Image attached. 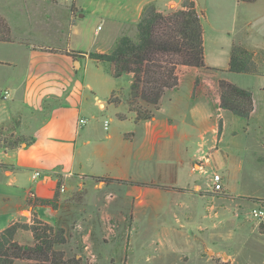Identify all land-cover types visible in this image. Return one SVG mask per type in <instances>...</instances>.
<instances>
[{"label": "crops", "instance_id": "obj_1", "mask_svg": "<svg viewBox=\"0 0 264 264\" xmlns=\"http://www.w3.org/2000/svg\"><path fill=\"white\" fill-rule=\"evenodd\" d=\"M23 1L22 27L0 10L12 33L11 41H0V90L8 91L6 97L0 91L8 101L0 128L19 138L13 148L0 143V230L16 220L30 222L35 214L61 223L83 257L88 247L97 251L99 240L106 244L105 223L125 222L127 215L137 221L166 208L174 223L189 222L190 215H199V203L182 198L214 192V173L233 193L229 176L241 173L234 150L243 140L249 165L264 167V0H193L201 13L205 67L180 65L177 86L166 90L144 121H135L126 102L131 76L113 77L112 63L87 53L110 51L122 35L135 38L145 4L165 10L180 7L181 0ZM90 21L97 22L95 28ZM30 35L47 39L32 44L20 38ZM234 45L254 53L257 73L228 70ZM221 79L251 90L248 119L220 107ZM112 93L116 102L109 101ZM79 118L86 122L79 124ZM199 174L205 175L201 182ZM35 198H56L57 207L36 204ZM110 263L105 258L98 264Z\"/></svg>", "mask_w": 264, "mask_h": 264}, {"label": "trees", "instance_id": "obj_2", "mask_svg": "<svg viewBox=\"0 0 264 264\" xmlns=\"http://www.w3.org/2000/svg\"><path fill=\"white\" fill-rule=\"evenodd\" d=\"M238 1L250 3L254 0ZM200 15L193 0H181L180 7L165 10H159L154 2H149L144 5L136 24V38L122 35L110 51L87 53L96 62L112 63L113 77L124 74L131 76L126 102L129 109L136 113L135 121L148 120L154 115L166 90L177 86V69L180 65L205 67ZM11 40L10 28L0 16V41ZM67 53L73 58L81 56L74 51ZM228 70L247 74L257 73L259 67L252 51L234 45ZM218 86L220 107L248 119L253 110L251 90L225 79L219 80ZM113 94L109 101L116 102ZM11 137L1 140V146L5 149L16 146L19 138ZM33 202L57 207L56 198H35ZM19 231L29 232L32 242L17 241L15 237ZM66 240V230L62 226L45 222L35 214L30 222L13 221L0 230V264H15L16 259H27L31 264H90L81 256H67L62 249L57 248Z\"/></svg>", "mask_w": 264, "mask_h": 264}, {"label": "rangeland", "instance_id": "obj_3", "mask_svg": "<svg viewBox=\"0 0 264 264\" xmlns=\"http://www.w3.org/2000/svg\"><path fill=\"white\" fill-rule=\"evenodd\" d=\"M70 1L54 0L58 5H69ZM25 6L23 0H0V10L9 13L13 25L17 27H22L24 23L22 14ZM96 25V21L88 22L90 28ZM20 38L32 44H40L47 39L43 36L38 38L37 35ZM209 63L217 67L224 65L216 60H210ZM21 66L18 64V68L21 69ZM2 68L4 71L11 70L8 67ZM103 69L106 70V67ZM103 69L100 67L101 73H105ZM121 82L117 81L119 87H125L126 83ZM0 87H4V84L0 83ZM0 91L3 94L4 89ZM7 103V100L0 99V112ZM7 137L8 134L1 127L0 139ZM239 145L234 155H237L243 167L239 175L229 176L233 193L222 186L219 190L212 189L214 192H204L202 199L196 194L184 195L182 200L199 203V215H190L189 222L174 223L165 212L166 208H161L158 215L143 214L137 221L127 215L125 222L105 223V230L110 234L104 240L106 244L99 240L97 251L88 247V253L81 257L90 264H98L105 258L111 261L110 264H264V225L257 224L250 217L251 208L264 206V167L253 169L249 165V144L243 140ZM197 178L201 182L205 175L199 174ZM1 225L3 222L0 219ZM64 225L67 228L69 226L68 223ZM114 232H118L116 237ZM15 238L20 243L32 242L27 231L17 232ZM73 242L75 240L67 239L57 248L62 249L67 256L74 255L76 250L72 247ZM15 264H31V261L16 259Z\"/></svg>", "mask_w": 264, "mask_h": 264}, {"label": "built area", "instance_id": "obj_4", "mask_svg": "<svg viewBox=\"0 0 264 264\" xmlns=\"http://www.w3.org/2000/svg\"><path fill=\"white\" fill-rule=\"evenodd\" d=\"M8 95V91L4 92V97ZM100 107H103V103L99 102ZM79 124L85 123V119L79 118ZM105 126H107V120H105ZM222 176L219 173H214L211 177V184L214 190H219L222 187ZM250 217L257 222V224L264 225V206L256 205L250 210Z\"/></svg>", "mask_w": 264, "mask_h": 264}]
</instances>
